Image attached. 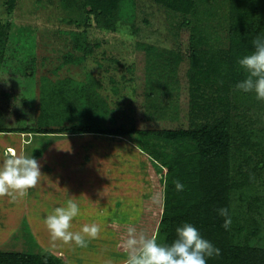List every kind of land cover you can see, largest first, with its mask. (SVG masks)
<instances>
[{"label":"trees","instance_id":"16d2710c","mask_svg":"<svg viewBox=\"0 0 264 264\" xmlns=\"http://www.w3.org/2000/svg\"><path fill=\"white\" fill-rule=\"evenodd\" d=\"M135 1L82 0L81 7L87 22L91 18L96 26L114 31L116 23L132 18ZM144 1L178 16L175 26L178 35L188 37L186 49L173 58L176 70L172 77L183 78L180 85L183 90L172 85V81L169 90L161 88V83L156 84L160 88L155 92L149 81L155 80L153 75L157 74L152 64L151 75L147 72L145 77V90L136 92L134 117L125 118L130 124L100 127L97 123L106 117L105 103L92 89L79 87L66 92L67 89L57 87L44 106L42 99L31 117L24 113L28 99L22 91L3 81L0 82V134L32 135L30 142L33 138L44 141L85 135L125 141L136 149L134 155L147 158L148 169L143 163H138V167L143 176L146 173L144 181L152 186L151 193L145 194L149 201L145 200L138 222L133 225L138 232L151 236L155 230L158 242L171 244L177 227L190 223L220 250L219 256L207 259V264H264V247L251 244L258 232L256 220L249 217L250 205L246 204L245 196L238 195L258 177L263 161L246 156L243 163L252 166H233L242 147L255 155L261 152V141L251 140L252 130H247L238 111L241 106L246 111L258 108L261 101L254 93L238 90L236 84L247 75L238 60L254 50L251 41L256 36L264 38V0H222L225 41L220 45H207L209 37L200 25L207 18L205 15H211L209 8L216 0ZM15 4L16 0H5L7 15ZM33 34L30 27L0 20V72L8 59L7 50L16 48V41L17 47L21 44L17 51L24 65L21 64L20 74L34 76L35 56L30 47ZM142 50L145 58L154 54L151 45H142ZM63 60L70 64L73 57L65 55ZM180 103L187 109V124L170 126L171 119H177L182 110ZM58 117L63 120H57ZM262 132L264 138L263 129ZM61 146L60 151L66 153L67 145ZM36 156H42V151ZM157 175L162 176L160 180ZM175 181L184 185L183 191L175 189ZM235 197L241 205L235 204ZM255 198L252 202L259 203L260 199ZM239 207H245L244 226L239 225ZM221 208H227L231 217L228 230L223 227L225 218L218 212ZM21 236L15 237L21 241V251L0 250V264H60L56 253L37 247L27 225ZM118 236L121 247L126 233L119 232Z\"/></svg>","mask_w":264,"mask_h":264},{"label":"rangeland","instance_id":"374dc122","mask_svg":"<svg viewBox=\"0 0 264 264\" xmlns=\"http://www.w3.org/2000/svg\"><path fill=\"white\" fill-rule=\"evenodd\" d=\"M4 2L5 0H0L1 21L13 23L19 27L27 26L34 30L32 46L29 43L35 56L34 76L24 77L20 74L24 65L20 60L21 55L17 51V49L20 51L21 44L17 47L16 41H13L16 48L12 47V50H7L6 57L8 59L5 60L6 64L2 66L0 72V79H2L0 82L5 81L20 89L22 95L28 99V105L23 108L26 115L31 116L36 111L37 105L39 107L42 99L41 105L44 106L46 100L54 95L55 92L52 90L57 87L67 89L66 92L85 87L92 89L99 100L105 103L106 117L102 121L99 120L97 126L108 127L116 125V123L128 125L130 123L125 118L134 117L136 92L145 90V77H148L147 72L149 76L151 75L152 71L149 69L152 64L155 65L154 71H157L155 72L157 74H152L155 80L149 81L152 82L151 85L155 92L160 88L155 87L156 84L161 83L163 85L161 88L165 87L169 90L172 81L174 83L172 85L183 90L181 87L183 78L179 75L176 78L172 77L175 73L173 71L176 70L173 58L179 55L181 50L186 49L188 37L178 35L180 33L175 27L179 22L178 16L175 17L160 6L144 0H136L132 18L116 23L114 31H107L96 26L91 18L87 22L81 7L82 0H16L10 15L6 14ZM222 4V0H216L212 8H209L211 15L209 14V17L205 15L207 18L200 22L207 39L209 37L207 45H220L225 41V30L221 18ZM11 40L14 38L12 37ZM142 45H151L154 48V54L145 58ZM65 55L73 57V62L63 63ZM263 105L264 101H261L258 108L246 111V107L241 106V110H238L241 114L240 120L242 121L243 118L247 130H252L251 140L257 138L261 141L260 153L262 155H259L260 153L255 155L249 148L242 147L241 152L236 153L233 160V166L246 164L247 167L252 164L243 163L242 159L246 156L255 160L261 158L263 161L258 177L249 186H245L239 193L237 192L238 195L245 196L246 204L249 202L250 205L249 217L256 220L258 232L256 238L251 240V244L261 247H264ZM181 107L179 116L177 119H171L170 126L187 124V109L183 105ZM57 120H63V118L58 117ZM160 125L162 126V124ZM31 136L15 135L6 137V139L21 144L17 149L20 150L24 142L31 141ZM49 139L42 141L39 138H33L34 142L30 146L26 145L29 147L25 146L24 155L36 156L41 151L47 154L49 149L56 144L67 145L68 151L65 155L72 157L71 154H73L72 168L74 173L80 176L75 180L77 182L75 184L76 191L78 190L80 193L82 190L81 192L84 193L81 196L87 195V193L92 196L90 198L85 196L86 200L91 199L89 210L83 209L80 212L83 221L74 222L72 230L79 231L85 224L92 223L98 224L101 228L99 237L91 240L88 247L80 248L74 243L67 244V247L71 252L73 250L81 252L82 264L89 262L124 264L127 253L120 247L121 239L118 233H127L128 227L126 228V226L137 224L141 211L146 205L145 200L149 201V197L145 198V194L151 193L152 186H149L148 181H144L146 173L143 176L138 167V163H143L147 170V158L142 155L137 156L138 153L134 155L136 149L117 138L85 135L79 137L60 136ZM235 145L239 146V144ZM35 148L37 149L33 151ZM10 152L14 153L12 150H9L8 153L10 154ZM156 177L160 180L162 176L157 175ZM44 182H47V179L45 176H41L39 186L35 187L36 194L40 192V187ZM66 195L68 194L66 193ZM255 197L260 199L257 204L252 202L256 199ZM0 202L3 203L0 211L10 209V205L12 207V202L7 197H0ZM235 202L236 205H241L237 198ZM5 203L7 208H5ZM30 206L31 210L36 211L44 207V204L33 203ZM239 209V225L244 226L245 207H239ZM23 212L22 210L18 214V216L21 214L20 217L14 220L13 215L15 216L17 212H13L10 217L12 220H8L7 225L3 224L5 220L1 222L3 225L1 227H12L13 225L16 228L0 229V235L3 233L0 236V243L3 242L0 245V250L21 251L19 249L21 241L19 242L15 237H22L21 231L25 230L28 223ZM2 213L4 216L8 215V212ZM87 216L89 221L85 222L84 218ZM1 217L3 218V216ZM253 228H255L254 223ZM33 230L46 231V229L41 227L37 229L34 226ZM153 234H155V230ZM50 241L52 244L48 247L51 249H56L58 244H64L60 240L57 242L51 238ZM40 245L42 246V244Z\"/></svg>","mask_w":264,"mask_h":264},{"label":"clouds","instance_id":"9594fccd","mask_svg":"<svg viewBox=\"0 0 264 264\" xmlns=\"http://www.w3.org/2000/svg\"><path fill=\"white\" fill-rule=\"evenodd\" d=\"M251 44L254 50L238 60L247 75L236 88L254 93L258 100L264 101V38L256 36ZM41 176L36 159L13 153L0 162V197H8L12 202L24 199L40 182ZM174 185L177 191H183L182 183L175 181ZM218 212L225 218L223 227L228 230L232 223L228 209L221 208ZM79 214L78 203L70 198L64 206L47 215L44 223L53 240L86 248L91 240L97 239L101 228L96 223L85 224L79 231L72 230V222ZM121 247L127 253L124 264H207L208 258L220 255V250L190 223L177 227L176 238L171 244L160 243L155 234L149 236L129 225Z\"/></svg>","mask_w":264,"mask_h":264},{"label":"crops","instance_id":"0c3cea01","mask_svg":"<svg viewBox=\"0 0 264 264\" xmlns=\"http://www.w3.org/2000/svg\"><path fill=\"white\" fill-rule=\"evenodd\" d=\"M9 136L10 137L15 136V134H0V162H2L5 158L11 156L12 153L8 154L9 150H12L16 154H25L26 147H29L30 144L34 142V141L32 142L29 141L27 143L24 142L20 150H17L19 143L15 142L14 140L10 141L9 139H6V137H9ZM26 145H29V146H26ZM61 147H62L61 144H56L49 149L47 154L44 152L42 153V156L40 157H36L32 155L33 158L36 159L37 162L39 163L41 174L43 177L45 176V179H47V182L43 183L42 187H40L41 189L38 194H36V191H35L36 188H32L29 190L27 197H25L22 200H18L17 202H12L7 197L9 201L12 202V207L10 205V209H7V210L2 209L3 211L2 210L0 211L1 213L0 214V229L2 228L8 229L9 227L16 228V226H13V225L12 227L11 226L1 227L3 226L1 225V222L5 220V222L3 223L5 225L8 220H12L10 217L11 215H13V212H17L15 216L13 215V220L17 219L21 215L20 214L18 216V214L23 210L24 211L23 213L25 215L24 217L27 218V222H28L27 227L29 228L30 233L37 247H39L43 251H52L56 253L60 264H82L81 252L80 251L75 252V250L71 252L70 248L67 247V244L66 245L65 243L63 245L58 244L57 245L58 249L57 248L51 249V247H48V245L52 244V242L50 241V238L52 240L53 238L51 237L50 232L48 231L44 223L47 215H49L55 208L64 206L66 201L70 198L76 200V202L79 205L80 212L83 209L89 210L91 199L86 200L85 196H88L87 198L92 197L88 193L87 195L84 194L83 196H81L84 193V192H81L82 190L80 191V193H78V190L76 191L75 184L77 182L75 180L78 179L80 176L74 173L73 171V168H72L73 156L68 157L67 155H65L63 151H60L62 149ZM86 182L88 183L89 179ZM37 186H39V183L37 184ZM66 193L68 195H66ZM26 198L29 200L27 201ZM33 203H43L44 207H41L40 209L33 211L31 210V206H30ZM0 205H1L0 208H2L3 203L1 204L0 202ZM5 205H6L5 208H7L6 203ZM2 212H8V215L4 216ZM39 212L42 214H40ZM1 216H3V218ZM82 218L83 217L81 216V214L75 217L72 222V226H74L73 225L74 222L75 223L82 222L83 221ZM84 219H85V222L89 221L88 216L87 218H84ZM32 222H35V224H32ZM33 226L37 229H40L41 227L43 229H46V231L39 232V231L33 230ZM57 242H59V240H57ZM2 243L3 242H1L0 245H2ZM40 244H42V246ZM3 252H10V251H3ZM88 264H98V263L89 262Z\"/></svg>","mask_w":264,"mask_h":264},{"label":"built area","instance_id":"2783aa9c","mask_svg":"<svg viewBox=\"0 0 264 264\" xmlns=\"http://www.w3.org/2000/svg\"><path fill=\"white\" fill-rule=\"evenodd\" d=\"M9 154V153H8Z\"/></svg>","mask_w":264,"mask_h":264}]
</instances>
